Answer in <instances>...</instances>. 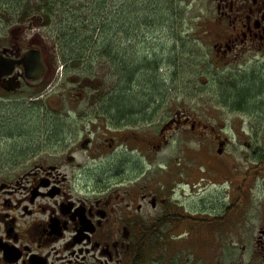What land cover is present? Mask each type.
Wrapping results in <instances>:
<instances>
[{
    "label": "rangeland",
    "instance_id": "1",
    "mask_svg": "<svg viewBox=\"0 0 264 264\" xmlns=\"http://www.w3.org/2000/svg\"><path fill=\"white\" fill-rule=\"evenodd\" d=\"M82 1L88 10L72 19L68 2L0 0V23L52 9L44 43L55 63L46 88L0 99V167L30 163L38 150L52 154V145L74 147L87 135L136 133L96 163L79 155L104 187L125 175L140 195L165 198L156 211L145 203L152 215L182 214L161 229L150 262L240 264L264 199V52L234 46L245 39L241 18L247 22L256 0H117L124 20L98 16L103 29L94 33L111 56L69 63L74 56L63 57L58 42L67 29L61 20L87 25L96 11L93 0ZM81 29L78 42L92 37Z\"/></svg>",
    "mask_w": 264,
    "mask_h": 264
},
{
    "label": "flooded vegetation",
    "instance_id": "2",
    "mask_svg": "<svg viewBox=\"0 0 264 264\" xmlns=\"http://www.w3.org/2000/svg\"><path fill=\"white\" fill-rule=\"evenodd\" d=\"M117 4L120 1L110 3L112 15ZM255 4V10L247 8V22L241 18L245 39L234 46L257 47L263 53L264 0ZM119 18L117 14V25ZM45 24L41 15L0 23V99L23 97L51 84L55 63L44 43ZM31 51L40 53L45 67L36 80L27 76L20 63ZM136 137V133L110 139L87 135L74 147L52 145L57 149L52 154L38 150L30 163L1 166L0 264H155L150 255L162 245L161 229L181 221L182 214L174 209V213L152 215L147 208L156 211L165 205V198L140 195L125 175L104 187L102 176L86 171L88 165L79 155L87 153L96 163L103 152L116 151L121 142ZM257 221V235L243 241L240 264H264V199L257 206ZM184 232L171 234L172 239L183 238ZM236 242L240 243L231 240L230 244Z\"/></svg>",
    "mask_w": 264,
    "mask_h": 264
},
{
    "label": "trees",
    "instance_id": "3",
    "mask_svg": "<svg viewBox=\"0 0 264 264\" xmlns=\"http://www.w3.org/2000/svg\"><path fill=\"white\" fill-rule=\"evenodd\" d=\"M57 1L62 2L63 5L66 2H68L69 9H72V11L70 12V16L72 19H76L81 13L87 11L89 7V4L83 2L82 0H57ZM74 1L76 2V4L73 6L72 2ZM110 3H111L110 0H93L91 4H94V7H95L94 9L96 12L95 14L88 13L89 15H91V18L89 21L87 20V22H89L87 25L85 23H82L83 22L82 20H80V22L77 24L75 20H72V19L70 20L69 16L61 20V23L66 24L67 29H65L66 31L63 32V34L61 35L62 37H59L58 42H60V47L66 54V55H63V57H67L71 55L74 56V58H70V57H69L70 59L68 58L69 63H74V62L79 63L80 61L83 62L84 60L87 59L86 58L87 56L90 57L89 55L107 56V57L111 56L112 51H111L110 46L97 45L96 43H94V37H95L94 33L101 32L103 29V27L101 26V23L99 22L98 16L100 18H105L104 15H109V13H112V6H111V11L109 10ZM38 11L43 13L48 21H50L53 17L52 9L49 8V6L48 7L41 6L40 8H38ZM123 18L124 17L119 18L120 19L119 25H120V22L124 20ZM141 25H142L141 23H138L136 27L139 28ZM103 26L104 28H106L108 25L103 24ZM81 27H87L88 30L92 32V37L86 38V40H83L82 42H78L82 39L78 35L80 34V31L82 35L83 30L81 29ZM66 39L73 42L74 44H72L69 41H66ZM98 40L100 39L97 37L96 41ZM64 62L65 64H69L68 61H66V59H64ZM158 68L162 69V67H160L159 65L157 66V69ZM242 96H245V95H241L239 97L242 98Z\"/></svg>",
    "mask_w": 264,
    "mask_h": 264
},
{
    "label": "water",
    "instance_id": "4",
    "mask_svg": "<svg viewBox=\"0 0 264 264\" xmlns=\"http://www.w3.org/2000/svg\"><path fill=\"white\" fill-rule=\"evenodd\" d=\"M35 51H31L26 57L20 62L23 63L26 67V71L28 73V77L30 79H38L42 76L44 72V66L42 64V60L40 54L35 55ZM223 145V144H221ZM222 150H219L221 152Z\"/></svg>",
    "mask_w": 264,
    "mask_h": 264
},
{
    "label": "bare ground",
    "instance_id": "5",
    "mask_svg": "<svg viewBox=\"0 0 264 264\" xmlns=\"http://www.w3.org/2000/svg\"><path fill=\"white\" fill-rule=\"evenodd\" d=\"M64 66V65H63ZM64 68H65V66H64Z\"/></svg>",
    "mask_w": 264,
    "mask_h": 264
}]
</instances>
